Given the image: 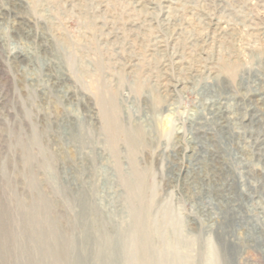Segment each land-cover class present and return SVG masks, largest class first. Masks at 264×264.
<instances>
[{"label":"rangeland","instance_id":"374dc122","mask_svg":"<svg viewBox=\"0 0 264 264\" xmlns=\"http://www.w3.org/2000/svg\"><path fill=\"white\" fill-rule=\"evenodd\" d=\"M0 264H264V0H0Z\"/></svg>","mask_w":264,"mask_h":264},{"label":"bare ground","instance_id":"6f19581e","mask_svg":"<svg viewBox=\"0 0 264 264\" xmlns=\"http://www.w3.org/2000/svg\"><path fill=\"white\" fill-rule=\"evenodd\" d=\"M131 143H133V141H131Z\"/></svg>","mask_w":264,"mask_h":264}]
</instances>
